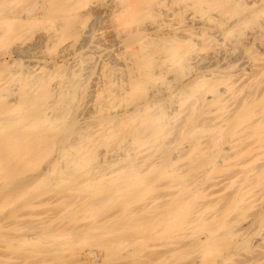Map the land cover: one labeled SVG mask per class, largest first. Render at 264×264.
Here are the masks:
<instances>
[{"label": "bare ground", "instance_id": "obj_1", "mask_svg": "<svg viewBox=\"0 0 264 264\" xmlns=\"http://www.w3.org/2000/svg\"><path fill=\"white\" fill-rule=\"evenodd\" d=\"M108 209L154 264L264 257V0H0V264L127 261L76 243Z\"/></svg>", "mask_w": 264, "mask_h": 264}, {"label": "rangeland", "instance_id": "obj_2", "mask_svg": "<svg viewBox=\"0 0 264 264\" xmlns=\"http://www.w3.org/2000/svg\"><path fill=\"white\" fill-rule=\"evenodd\" d=\"M19 175H20V177H22V175H24V174H19ZM19 175H18L17 177H19ZM30 189H31V188H30ZM32 189H33V188H32ZM21 191H23V189H22ZM21 191H20V192H21ZM26 191H27V190H26ZM20 192H18V194H20V195H18V194L16 193V195H17L19 198H18L16 195H15V198L13 197V200H15V199H17V200L13 201L12 198H11V200H10L9 202H12V203H13V202H16V203H17V202H18V203H19V202H22V201H24V200H25L26 202H28L26 199H23L24 197L21 196L22 194H23V196L26 195V194L23 193V192H25V190H24L23 192H21L22 194H21ZM27 192H28V191H27ZM28 193H29V192H28ZM28 193H27V194H28ZM26 198H27V196H26ZM9 199H10V198H8L7 200H9ZM22 199H23V200H22ZM25 201H24V202H25ZM134 203H136V202H134ZM134 203H132V205H134ZM121 204H122V203H121ZM121 204L119 203V205H121ZM136 204H137V203H136ZM140 204H141V203H140ZM93 206H95L94 209H92V208L89 209V208H88L87 210H90V212H92L91 210H95V212L97 211L96 213H98V212L100 213V210H101V209L103 210V208H100V210H99V209L96 210V205H93ZM93 206H91V207H93ZM98 206H99V205H97V207H98ZM122 206H123V208H122L121 206H119V208L121 207V208L125 211V210H126L125 207H127L128 205H126V206L124 207V205L122 204ZM128 207H130V205H129ZM141 207H142V206H141ZM141 207L138 206L137 208L139 209V208H141ZM116 208H118V206H117ZM116 208H111L110 211H112V209L115 211ZM119 208H118V209H119ZM124 208H125V209H124ZM134 208H135V207H134ZM122 209H121V210H122ZM127 209H128V208H127ZM129 209H130V208H129ZM135 209H136V208H135ZM87 210H86V213H85V214H88ZM102 210H101V212H102ZM105 210H106V209H105ZM132 210H133V209H132ZM140 210H141V209H140ZM110 211H109V209H108V212H107V213H109ZM124 211L122 212L123 214H124ZM133 211H134V210H133ZM90 212H89V213H90ZM95 212H94V213H95ZM105 212H106V211H105ZM112 212H113V211H112ZM115 212H118V210H116ZM119 212H120V211H119ZM126 212H127V211H126ZM129 212H130V210H128V212H127L129 215L132 214V213H129ZM139 212H140V211H139ZM110 213H111V212H110ZM122 213H119V214H122ZM134 213H136V214H134ZM103 214H104V213H103ZM103 214H102V215H103ZM111 214H112V213H111ZM111 214H110V215H111ZM116 214L118 215V213H116ZM133 214L136 216V215H137V211L135 210V212H133ZM114 215H115V213L112 214V216H114ZM124 215H125V214H124ZM140 215H142V214L139 213V218L141 217ZM82 216H83V215H82ZM84 216H85V215H84ZM95 216H96V217H95ZM95 216H90V215L88 216V215H86V216H85L86 218L83 217V219L81 220V223H82V222L85 223V221L87 222V221L93 219L92 223L94 224V218H95V219L98 218L99 215L95 214ZM106 216H107V215H105V217H106ZM112 216H111V217H112ZM126 216H127V215H126ZM135 216H134L133 218L131 217V220H130V218H129V220L126 219L124 216H122L123 218L120 219V217L118 216V217H119V218H118V222H119V221L122 222L121 224L119 223V224L121 225V226H120L119 224H117V219H116V224H117L119 227H117V225H116L115 227H116V228H119L118 231L115 230L116 228L114 229V223H115L114 218L116 217V216H114V217H112L113 220H114V222H112L113 224L111 225V227H110L109 229H106V230H109L110 233H109V231H107V234H103V233H102L103 231H102V229H101L102 232H100V233L98 234L100 237L95 236V237H96V238H95L93 235H96V233H95V234L91 233V234H93V235L90 236L91 238H90L89 235H88V237H89L88 239H87V236H86L85 239H84V238H83V239H80L81 241H79V239H77L79 242L77 241L76 243H77V244L79 243V244H78L79 247H80V245L82 246V244H83V245H86V244L90 245V243H93V244H92L93 246H94V244H98V245H95L96 247H99V245H100L101 247H103V246L108 242V240L111 239L110 237H112V234H114L113 237H114V236H117V235H120V238L123 237L124 239H125V238H127V240L129 239L127 242H126V240L124 241L123 239H119V240H120V243H118V244H120V246H119L120 248H118L117 251L121 252V254H124V256H125L126 258H128L127 261H124V260H126V258H125V257H122V258H124V260H123L124 262H119L120 264H125L126 262H128V261L130 260V259H129V256H130L131 258H132V257H133V258H134V257L137 258V254L139 253L138 251H140L141 248H142V250L140 251V253H141V255H142V251H143V256H140V253H139L138 255L140 256V259L138 258V260H136L135 263H137V264H142V263H144V264H150V263L154 264L153 262H156V261H154V260L157 259V258H160L161 254L163 255L162 251H163V252L165 251V250H163V248H164V249L167 248V247L165 248V245H164V247H163V245H160V242L163 241V240H162V235H161V234H163V233L161 232V230H160L159 227H158V233H157V231H155L154 233H152L153 231L151 232V226L154 225V224H152V223L155 222V220H152V221H151V217H149L150 220H149L148 218L146 219V217H145V218H142V217H141L142 219L139 220L138 217H135ZM88 217H89V218H88ZM99 217H100V216H99ZM103 217H104V216H103ZM108 217H109V215H108ZM111 217H110V218H107V217H106V218H107V220L110 219V222H111V221H112V220H111ZM143 217H144V216H143ZM127 218H128V217H127ZM80 219H81V218H80ZM85 219H86V220H85ZM119 219H120V220H119ZM27 220H28V219H23V222H24L25 224H27ZM96 220H97V219H96ZM101 220H103V218H101ZM105 220H106V219H104V221H105ZM123 220H125L126 222H124ZM145 220H146V221H145ZM63 221H64V220H63ZM72 221H73V220H71V223H73ZM99 221H100V218H99ZM142 221H144V223H141ZM149 221H150V222H149ZM51 222H52V221H51ZM54 222H55V220H54ZM54 222H52V224H50V223H49V224H50V225H53ZM65 222H67V221H65ZM79 222H80V221H79ZM108 222H109V220H108ZM108 222H107V223H108ZM110 222H109V223H110ZM123 222H124V223H123ZM146 222H147L148 224H147ZM60 223H61V222L58 223V226H59ZM67 223H69V221H68ZM88 223H89V222H88ZM88 223H87V224H88ZM90 223H91V221H90ZM107 223H106V225L109 224V223H108V224H107ZM129 223H133L134 225H132V224L128 225ZM155 223H156V222H155ZM158 223H159V222L157 221V224H158ZM55 224H56V223H55ZM61 224H63V223H61ZM85 224H86V223H85ZM93 224H91V225H93ZM138 224H141V225H138ZM143 224H144V225H143ZM149 224H150V225H149ZM159 224H160V223H159ZM40 225H42V224H40ZM50 225H49V226H50ZM64 225H65V223H64ZM64 225H63V226H64ZM67 225H69V224H67ZM106 225H105V226H106ZM123 225H125V226L123 227ZM136 225H138V228L135 227ZM42 226H43V225H42ZM54 226H55V225H54ZM54 226H53V227L50 226V227H51V228H54ZM58 226H57V227H58ZM108 226H110V224H109ZM108 226H107V227H108ZM142 226H144V227L141 228ZM145 226H147V227H145ZM155 226H156V224H155ZM46 227H47V226H46ZM59 227H61V226H59ZM66 227H68V226H65L64 228H66ZM122 227H123V228H122ZM149 227H150V228H149ZM132 228H134V230H133ZM140 228H141V229H140ZM57 230H58V232H57ZM57 230H56V232L58 233V234L56 233L57 235H60V233H62V232L64 233V232L66 231V229H63V228H61V229L58 228ZM104 230H105V229H104ZM106 230H105V231H106ZM114 230H115V232H114ZM22 231H23V230H22ZM92 231H95V230L92 229ZM105 231H104V232H105ZM159 231H160V232H159ZM23 232H24V231H23ZM67 232H68V231H67ZM96 232H99V230H96ZM113 232H114V233H113ZM89 233H90V232H89ZM101 233H102L103 235H102ZM105 233H106V232H105ZM108 233H109V234H108ZM53 234H55V229H54ZM157 234L159 235L158 237H157ZM155 235H156V238H157L156 240L159 241V244H157V246H155V245H156V244H155V240L152 241V239H154ZM92 236H93V237H92ZM133 236L136 237L134 243L130 241L131 239H132V241H133ZM141 236H142V237H141ZM160 236H161V237H160ZM57 237H59V236H57ZM113 237H112V238H113ZM139 237H141V238H139ZM80 238H81V237H80ZM137 238H138V239H137ZM158 238H161V239H158ZM53 239H54L55 242H52V243H54L55 245L57 244L58 246H59V245L62 246V243H59V241H60L61 239H63V241L65 242V238H64V237H63V238H62V237H59V238H56V237H55V238H53ZM53 239H52V240H53ZM73 239H74V238H73ZM73 239H71L72 241H71V240H70V241L73 242ZM136 239H137V240H136ZM74 240H75V239H74ZM144 240H146V241H144ZM66 241H67V239H66ZM70 241L65 242V244L67 243L66 245L68 246L69 243H70ZM75 241H76V240H75ZM83 241H84V242H83ZM122 241H124V242L122 243ZM143 241H144V242H143ZM61 242H62V241H61ZM64 242H63V243H64ZM80 242H81V243H80ZM125 242H126L127 244H125ZM128 242H129V243H128ZM130 242H131V243H130ZM136 242H137V243H136ZM146 242H148V244H147ZM73 243H74V242H73ZM73 243H70V244H73ZM101 243H102V245H101ZM162 243H163V242H162ZM65 244H64V246L67 248V246H66ZM122 244H123V245H122ZM130 244H131V245H130ZM153 244H155L154 247H152ZM163 244H164V243H163ZM52 245H53V244H52ZM74 245H75V243H74L72 246H71V245H69V246L74 247ZM132 245H133V246H132ZM139 245H140V246H139ZM147 245H148V246H147ZM159 245H160V246H159ZM58 246H57V248L60 247V246H59V247H58ZM122 246H123V247H122ZM135 246H136V248H137V252H136V250H134V249H135ZM142 246H143V247H142ZM55 247H56V246H55ZM65 247H64V248H65ZM71 247H70V248H71ZM76 247H78V246L76 245ZM104 247H105V246H104ZM104 247H103V248H104ZM138 247H139V249H138ZM140 247H141V248H140ZM150 247H151V249H152L151 251L149 250ZM155 247H156V248H155ZM60 248H61V247H60ZM122 248H124V249L122 250ZM128 248H131V251H130V249H128ZM54 249H55V248L52 249V252L54 251ZM101 249H102V248H101ZM126 249H127V251H126ZM154 249H155V250H154ZM62 250H63V248L61 249V251H62ZM66 250H67V249H66ZM70 250H71V249H70ZM70 250L68 249L69 252H70ZM153 250H154V251H153ZM56 251H57V250H56ZM56 251H55L54 253H52V254L50 253L49 255H53V254H55V253L57 254V252L60 253V250H59V249H58L57 252H56ZM133 251L136 252V256H134L135 254H134ZM144 251H145V253H144ZM147 251H148V252H147ZM14 252H15V251H14ZM62 252H63V251H62ZM62 252H61V253H62ZM112 252H113V251H112ZM125 252H126V254H125ZM131 252H133L132 254H134V255H132ZM157 252H158V253H157ZM9 253H10V252H9ZM11 253H12V254H10L9 259H8V263H9V264H22V263H23V264H24V263L27 264V263H29V262H28V259H24V257H21L19 253L15 254V253H13V251H12ZM64 253H65V251H64ZM110 253H111V252H110ZM128 253H129V255H127ZM152 253H153V254H152ZM18 254H19V255H18ZM65 254H66V253H65ZM258 254L260 255V258H259V257H256V259H257V260H256V261H257V264H263V263H264V261H263V260H264V257H261V254H260V253H258ZM263 254H264V253H263ZM22 255H23V254H22ZM63 255H64V254L62 253V256H63ZM259 255H258V256H259ZM23 256H25V255H23ZM57 256L61 257V254H59V255L57 254ZM112 256H113V255L111 254V257H112ZM127 256H128V257H127ZM139 256H138V257H139ZM146 256H147V257H146ZM163 256H164V255H163ZM163 256H162V257H163ZM262 256H263V255H262ZM52 257H54V256H52ZM59 257H58V258H59ZM109 257H110V256H109ZM49 258H51V257H49ZM55 258H56V256L54 257V259H55ZM107 258H108V257H107ZM122 258H121V259H122ZM56 259H57V258H56ZM61 259H62V258H61ZM61 259H60L59 261H62ZM109 259H110V258H108V260H109ZM153 259H154V260H153ZM108 260H107V261H108ZM111 260H112V259H111ZM152 260H153V262H152ZM159 260H160V259H159ZM6 261H7V260H6ZM6 261H4V262L6 263ZM107 261H106V262H107ZM55 262H56V261H55ZM106 262H105V263H106ZM111 262H112V261H111ZM111 262L109 263V261H108L107 263H108V264H112ZM130 262H131V261H130ZM145 262H146V263H145ZM159 262H161V261H159ZM159 262H158V264H159ZM52 263H53V262H52ZM56 263L58 264V262H56ZM56 263H55V264H56ZM59 263H60V262H59ZM61 263H62V262H61ZM105 263H104V264H105ZM132 263H134V261L131 262V264H132ZM135 263H134V264H135ZM156 263H157V262H156ZM6 264H7V263H6ZM62 264H63V263H62ZM126 264H128V263H126ZM160 264H161V263H160Z\"/></svg>", "mask_w": 264, "mask_h": 264}]
</instances>
